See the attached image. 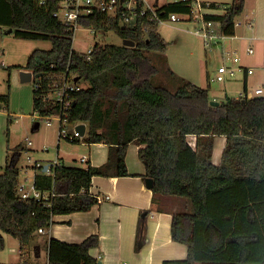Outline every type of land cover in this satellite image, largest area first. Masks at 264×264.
<instances>
[{
    "label": "trees",
    "instance_id": "trees-1",
    "mask_svg": "<svg viewBox=\"0 0 264 264\" xmlns=\"http://www.w3.org/2000/svg\"><path fill=\"white\" fill-rule=\"evenodd\" d=\"M58 6L59 0H0V25L13 28L21 38L52 41V48L35 49L21 66L39 74L33 90L34 108L40 115L59 110L57 103L42 95L48 83L67 70L89 83L74 92L70 118L87 122V141L106 143L109 157L86 168L58 164L52 180L42 177L45 172L39 168L36 185L49 188L53 182L57 190L52 205L20 198V168L8 163L0 171V249L5 247L4 233L24 245L36 228L50 226L54 215L89 210L100 202L90 193L93 176L128 174L126 154L134 143L140 145L145 175L153 178V200L179 196L192 204L191 210L172 212V238L187 245V257L163 264H264V94L227 95L212 104L208 87L185 81L172 91L154 83L158 68L148 52L168 47L158 22L147 32L141 25L121 30L117 19L100 12L82 18L83 26L115 30L136 43H96L88 59L73 47L74 33L54 15ZM244 6L232 0L224 13L206 17L220 31L233 35ZM159 10L166 16L186 12L189 5L166 2ZM38 81L42 87L36 89ZM9 103L10 94L0 93V110L8 111ZM190 135L195 136V145ZM217 136L226 137L218 164L213 162ZM252 196L255 201H250ZM245 211L247 221L242 217ZM99 243L98 234L78 244L50 238L49 264H100L90 253Z\"/></svg>",
    "mask_w": 264,
    "mask_h": 264
},
{
    "label": "crops",
    "instance_id": "crops-1",
    "mask_svg": "<svg viewBox=\"0 0 264 264\" xmlns=\"http://www.w3.org/2000/svg\"><path fill=\"white\" fill-rule=\"evenodd\" d=\"M206 1L220 3L216 7L208 8L226 7L231 3L219 0ZM156 3H158L157 0ZM208 13L221 14L215 12ZM235 21L237 20L235 19ZM240 23L244 24V30L238 32L235 27L234 34L228 36L232 40L228 48H234L237 52L239 51L238 53H241V64L244 66V69L239 70L235 77L227 76L230 80L233 79L241 82L240 86L235 89L237 94L234 96H238L240 92L253 94L255 88L264 87V0H246L243 19ZM3 27L7 26L0 25V28ZM10 28L7 32L13 31H10ZM254 42H258V47L262 46L260 51L258 49L255 50V47L252 45ZM249 46L254 48V52H248L247 48ZM0 65L4 66V61H1ZM247 68H253L254 72L247 73ZM23 69L31 70L27 68ZM257 73L258 75L254 77ZM78 79L82 80L79 76ZM256 82L258 83L254 88L252 84ZM32 98L34 116L38 119H45L38 116L34 108V95H32ZM82 123L86 124L85 133H87L88 123L84 121ZM40 125V121H36L35 127L38 128ZM190 136L195 138L194 135ZM225 143V136H217L215 138L213 150L214 163L218 164L221 162ZM191 144L193 145L192 142ZM221 146L222 150L219 151L218 157H215L216 149L221 148ZM139 148L140 145L134 143L128 147L126 154L128 174L121 176H93L90 193L99 196L100 202L89 210L56 214L53 217L54 222L50 226L39 228L40 234L44 235L42 242H34V245L38 244L40 246L39 255H36L35 248L33 253L29 250H24V245L19 241L22 250L19 251L18 257L14 260H0V264H49L50 238L78 244L92 234L99 235L100 243L98 246L92 247L90 253L93 257L99 259L101 264H123L124 262L128 264H163L165 260L186 258L188 254L187 245L177 242L172 238V212L182 206L183 201L172 196H157L156 201L153 200V190L146 182L148 178L145 175L146 167L138 155ZM83 155L78 160L88 163L86 167L90 164L94 166L101 165L108 160L109 146L103 142H90V156L86 155L87 159L82 161ZM15 156L9 159L5 155L2 161H0L3 169L8 163L14 162L17 164L16 161L19 159L20 152ZM69 161L58 150L56 159L45 164L53 166L57 162L66 166L83 167L73 165ZM39 168L44 170V166L37 167L34 165L31 181H29V177H26L24 180L20 178L19 183H24L26 188L31 190L32 184H36V174ZM44 172L45 174L42 177L53 179L54 173L47 170ZM53 187H55L53 182L52 187L49 188H39L37 186V188L46 191ZM11 250L16 251V248L13 247Z\"/></svg>",
    "mask_w": 264,
    "mask_h": 264
},
{
    "label": "rangeland",
    "instance_id": "rangeland-1",
    "mask_svg": "<svg viewBox=\"0 0 264 264\" xmlns=\"http://www.w3.org/2000/svg\"><path fill=\"white\" fill-rule=\"evenodd\" d=\"M170 1L172 0H159L157 4L162 5ZM201 1L203 5L212 7V2L206 5L208 1ZM219 1L229 3L232 0ZM149 2L156 3V0H149ZM207 11L223 13L225 7L206 8ZM242 19L243 13L236 18L238 22H242ZM195 26L196 22L189 19L160 24L159 32L168 42V47L166 50L148 52L158 68V73L153 78L154 83L175 91L185 81H191L197 85L208 87L211 98L216 100H222L227 95L237 94L235 89L240 86L241 82L228 78L224 81L216 79L218 66L224 60L222 57L223 49L230 47L232 40L227 37L220 44L209 48L205 45L203 38L195 32ZM8 30L7 27L0 28V62L4 61L5 63L4 66L0 65V93L9 92L10 94L9 110H0V161L5 155L11 159L20 152L19 159L16 161L20 168L19 176L21 180L29 177V181L32 180V171L36 162L50 163L56 159L58 150L73 165L86 167L88 163L80 162L78 158L83 154L90 156V142L86 141L88 131L80 141L59 139L57 121H54L53 125H47L45 119H38L34 116L33 81L21 80L20 73L24 70L21 66H25L28 56L35 49L52 48V41L43 38H21L16 36L13 31L7 32ZM243 30V23L236 25V31L242 32ZM96 43L123 44V37L115 30L97 31L83 25L76 29L73 39V47L76 50L88 52ZM252 45L255 50L258 49L259 51L262 47H258V42H254ZM238 54L241 55V53ZM257 75L258 73L254 77ZM80 83L85 86L89 85L84 79ZM257 83H253L252 86L255 88ZM118 95L120 96V93ZM36 121L41 123L38 128L35 127ZM67 128L71 130L73 125L68 124ZM29 140H32L31 144ZM189 140L195 141V138L189 136ZM2 169L3 166L0 163V170ZM260 195L263 194L260 193ZM172 197L183 201L182 206L178 208L179 210H191L192 204L188 198ZM255 199L252 196L250 201H255ZM242 217L245 218V221L250 219L246 211ZM245 221L242 222L241 218L238 219V222L242 224H245ZM4 236L5 247L0 249V260H14L18 257L22 247L16 237L8 233H4ZM43 239L44 235L40 234L39 229L36 228L29 243L24 244V250L33 253L36 246L34 242H42ZM13 247L16 248V251L11 250ZM199 264L219 263L211 261L199 262Z\"/></svg>",
    "mask_w": 264,
    "mask_h": 264
},
{
    "label": "built area",
    "instance_id": "built-area-1",
    "mask_svg": "<svg viewBox=\"0 0 264 264\" xmlns=\"http://www.w3.org/2000/svg\"><path fill=\"white\" fill-rule=\"evenodd\" d=\"M246 2V0H237ZM170 2H185L189 5V10L186 12H169L166 16L163 11L159 10L160 5L157 3H150L149 0H59V6L54 11V15L59 18L66 27L71 30L74 35L76 29L81 25L80 20L86 16H92L97 13H104L110 17L118 20V26L121 30L137 29L139 25L142 26L144 31L149 32L152 29L154 22L163 23L169 21H179L189 19L196 22L195 32L203 38L205 45L213 48L223 42L229 35L220 31L214 22L206 17V8L201 0H172ZM217 3V2H216ZM210 2H206L209 5ZM239 24L238 21H235ZM251 24V22H249ZM249 53L254 52V48L249 46L247 48ZM92 48L85 52V57H91ZM222 57L223 62L218 66L216 79L224 81L229 77H235L239 70L244 69L241 64V55L237 50L224 48ZM247 73H253V68H247ZM33 72V71H32ZM33 72V79L38 78ZM36 89L42 87L40 81L34 86ZM84 85L80 83L78 74L69 72L67 70L59 76L57 81L48 83V87L43 92V99L53 101L59 105V110L56 113L49 115H40L46 119V123L51 125L54 121L58 122V138H66L71 141H79L84 137L78 125L82 121H72L70 113L74 105L73 94L75 91L83 88ZM264 94V87H257L254 93L240 92L238 96H253ZM68 124H72L73 128H67ZM86 132V129H85ZM31 143V140H29ZM195 145V141L193 142ZM86 155H83L81 160L85 161ZM59 163H54L53 166L49 164L47 171L54 173V167ZM35 166L42 167L45 164L36 162ZM17 193L22 199L34 198L36 201L45 205H52L54 198L57 195L55 187L50 190H42L37 188L36 184H32L31 190L27 189L24 183H19L17 186ZM100 198V197H99ZM23 264V263H20ZM123 264H128L124 262Z\"/></svg>",
    "mask_w": 264,
    "mask_h": 264
},
{
    "label": "water",
    "instance_id": "water-1",
    "mask_svg": "<svg viewBox=\"0 0 264 264\" xmlns=\"http://www.w3.org/2000/svg\"><path fill=\"white\" fill-rule=\"evenodd\" d=\"M158 1L159 0H157V2ZM12 30H13V28H10V31H12ZM123 44L124 45H128V46H134L136 43L131 38H123ZM20 74H21V80L22 81H31L32 80L33 72L31 70H22ZM37 76H39V74H37ZM211 103L212 104H219L220 102H219V100L212 99L211 100ZM78 129L81 130V133L82 134H85L86 124L85 123L79 124L78 125ZM48 166H49V164H45L44 171L47 170ZM146 182H147V185L149 187H152L153 186V178L148 177L146 179ZM35 249H36V255H39L40 254V246L39 245H36ZM99 263L101 264V261Z\"/></svg>",
    "mask_w": 264,
    "mask_h": 264
},
{
    "label": "bare ground",
    "instance_id": "bare-ground-1",
    "mask_svg": "<svg viewBox=\"0 0 264 264\" xmlns=\"http://www.w3.org/2000/svg\"><path fill=\"white\" fill-rule=\"evenodd\" d=\"M191 142L193 143L194 141H191ZM222 146H223V145H222ZM222 146H221V148L219 147V149H218V148L216 149V152H215V153H216V154H215L216 156H215V157H218V153H220L219 151L222 150ZM217 147H218V145H217ZM219 155H220V154H219Z\"/></svg>",
    "mask_w": 264,
    "mask_h": 264
}]
</instances>
